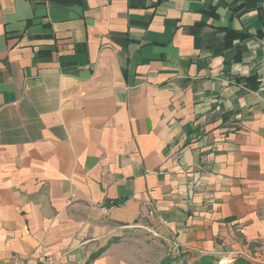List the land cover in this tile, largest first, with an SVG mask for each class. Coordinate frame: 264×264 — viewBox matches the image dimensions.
<instances>
[{
  "label": "crops",
  "instance_id": "0c3cea01",
  "mask_svg": "<svg viewBox=\"0 0 264 264\" xmlns=\"http://www.w3.org/2000/svg\"><path fill=\"white\" fill-rule=\"evenodd\" d=\"M264 264V0H0V264Z\"/></svg>",
  "mask_w": 264,
  "mask_h": 264
},
{
  "label": "built area",
  "instance_id": "2783aa9c",
  "mask_svg": "<svg viewBox=\"0 0 264 264\" xmlns=\"http://www.w3.org/2000/svg\"><path fill=\"white\" fill-rule=\"evenodd\" d=\"M4 264H27L25 257L20 254H15L14 258L10 262ZM34 264H52V261L47 258L38 259ZM80 264H90V263H80Z\"/></svg>",
  "mask_w": 264,
  "mask_h": 264
}]
</instances>
